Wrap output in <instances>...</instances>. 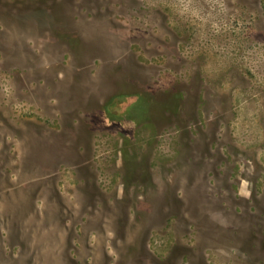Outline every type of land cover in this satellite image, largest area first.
<instances>
[{
  "label": "rangeland",
  "instance_id": "374dc122",
  "mask_svg": "<svg viewBox=\"0 0 264 264\" xmlns=\"http://www.w3.org/2000/svg\"><path fill=\"white\" fill-rule=\"evenodd\" d=\"M0 264H264V0H0Z\"/></svg>",
  "mask_w": 264,
  "mask_h": 264
}]
</instances>
